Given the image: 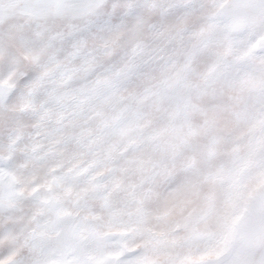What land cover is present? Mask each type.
<instances>
[{
	"label": "snow or ice",
	"instance_id": "1",
	"mask_svg": "<svg viewBox=\"0 0 264 264\" xmlns=\"http://www.w3.org/2000/svg\"><path fill=\"white\" fill-rule=\"evenodd\" d=\"M0 264H264V0H0Z\"/></svg>",
	"mask_w": 264,
	"mask_h": 264
}]
</instances>
